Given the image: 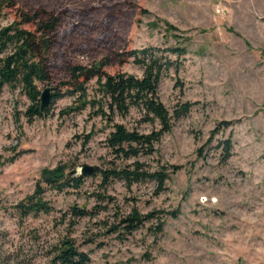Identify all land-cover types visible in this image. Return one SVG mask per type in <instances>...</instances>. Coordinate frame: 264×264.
<instances>
[{"label":"rangeland","instance_id":"obj_1","mask_svg":"<svg viewBox=\"0 0 264 264\" xmlns=\"http://www.w3.org/2000/svg\"><path fill=\"white\" fill-rule=\"evenodd\" d=\"M14 1L29 11H63L57 81L64 80L68 63L107 62L109 74L141 77L140 67L121 65L114 54L169 47L165 23L173 26L188 53L161 80L158 96L170 112L183 102L194 107L162 136L153 155L125 163L137 161L149 172L178 167L163 192L150 181L128 187L114 180L101 188L96 174L85 177L77 190L46 189L43 198L52 212L21 218L16 206L33 194L43 170L59 164L77 174L84 165L107 169L112 158L100 118L89 110L63 113L71 98L56 100L44 117L28 120L27 97L5 87L0 94V264H48L64 238L88 254V264H264V0ZM14 18L6 11L0 27ZM139 119L131 110L115 122L143 133L157 130ZM222 122L230 126L207 144ZM228 137L232 155L222 164L216 140ZM98 194L105 200L96 199ZM73 206L89 215L73 218ZM133 211L154 218L128 235L121 227L111 231ZM157 217L164 222L160 233Z\"/></svg>","mask_w":264,"mask_h":264},{"label":"trees","instance_id":"obj_2","mask_svg":"<svg viewBox=\"0 0 264 264\" xmlns=\"http://www.w3.org/2000/svg\"><path fill=\"white\" fill-rule=\"evenodd\" d=\"M6 11L13 12L14 20L0 27V94L5 87L20 89L27 97L30 105L26 111L28 120L34 117L42 118L49 110L39 111L41 85L52 90L50 105L56 100L67 97L73 100L71 106L63 113H81L90 111L91 116L98 117L104 122L105 134L103 143L111 165L107 169H98L92 174L101 177L100 187L105 188L112 181H122L128 187L142 182H153L157 193L163 192L166 182L178 170L176 166L160 167L153 172L145 171L142 165L135 161L125 164L130 159L150 156L156 152V144L162 136L172 130L174 122L188 115L194 103L177 104L170 112L158 96L161 80L169 76V72L180 58L187 55L185 39L174 34L175 28L165 23L164 37L172 44L166 48L147 46L114 54V60L123 65L128 62L142 69L141 77L127 73L109 74L104 71L107 62L83 66L68 63L64 66V80L57 81L55 71L56 48L60 41L61 24L64 19L63 11H48L38 8L32 11L17 6L14 0H0V19ZM174 58H171V57ZM131 110L139 113L142 124H156L157 130L143 133L137 129H128L123 124L115 122V117L125 118ZM230 123L222 122L211 133L207 144H210L219 131H225ZM92 134L85 139H89ZM216 149L220 151L219 160L227 163L232 155L231 139L216 140ZM202 153V150H200ZM198 154L202 157V154ZM116 161H120L116 164ZM91 176V175H90ZM87 176H71L67 165L59 164L53 169L41 172L32 195L18 203L20 217L38 216L52 212L50 204L44 200L46 189L58 193L69 189H79ZM96 199L104 201V195H96ZM75 219L89 215L81 207L71 208ZM172 217L176 214L172 212ZM154 218V214L141 215L133 211L121 218L117 225L112 226L115 232L122 228L123 234L128 235L140 228L144 222ZM155 232L163 230L164 222L156 218ZM74 222H71L70 226ZM88 254L79 251L74 243L64 238L52 250L48 264H88Z\"/></svg>","mask_w":264,"mask_h":264},{"label":"water","instance_id":"obj_3","mask_svg":"<svg viewBox=\"0 0 264 264\" xmlns=\"http://www.w3.org/2000/svg\"><path fill=\"white\" fill-rule=\"evenodd\" d=\"M52 90L50 87H46L42 90L41 95H40V106H39V111L43 113L46 108L49 107L52 99ZM98 167L96 166H89V165H84L79 169V173L77 174L76 171L70 172V175L72 176H90L97 172Z\"/></svg>","mask_w":264,"mask_h":264}]
</instances>
